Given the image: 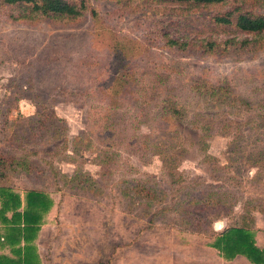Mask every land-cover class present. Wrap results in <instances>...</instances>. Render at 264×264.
<instances>
[{
  "label": "rangeland",
  "instance_id": "obj_1",
  "mask_svg": "<svg viewBox=\"0 0 264 264\" xmlns=\"http://www.w3.org/2000/svg\"><path fill=\"white\" fill-rule=\"evenodd\" d=\"M88 1L105 22L98 32L89 13L27 17L0 0V149L30 165L8 169L5 183L54 199L44 263L221 264L213 245L233 226L249 227L264 248V34L229 55H203L197 44L254 39L215 19L238 6L264 15V0ZM162 34L192 44L170 48ZM117 43L138 50L136 60L115 55ZM128 69V93L108 92ZM6 110L13 131L31 134L28 118L40 111L56 125L6 140ZM207 197L228 206H185ZM206 214L212 224L200 230L195 219Z\"/></svg>",
  "mask_w": 264,
  "mask_h": 264
},
{
  "label": "trees",
  "instance_id": "obj_2",
  "mask_svg": "<svg viewBox=\"0 0 264 264\" xmlns=\"http://www.w3.org/2000/svg\"><path fill=\"white\" fill-rule=\"evenodd\" d=\"M8 6H20L30 10L27 17H40L47 19H59L66 21H76L83 17L85 13H89L94 22L93 26L96 32L105 28V22L102 19L101 12L95 7H91L88 0H1ZM125 5H128L131 0H122ZM158 4L173 3V4H186L190 7L200 5H211L226 3L229 0H152ZM238 1V0H237ZM181 11L182 9H172ZM216 22L222 24L235 26L236 30L240 33L247 35H254L255 38L251 39L245 37L237 39L236 37L228 39H211L207 38L197 42L202 54L209 53H225L232 52L239 53L240 51H251L259 40L258 35L264 34V15L242 8V6L235 7L230 13L224 16H218ZM97 35V34H95ZM100 35V33H99ZM98 35V36H99ZM165 44L170 48L185 49L192 43L171 37L167 34H162ZM117 41V40H116ZM133 48V50L129 49ZM115 55L121 56L118 51L123 49L125 57L128 61L136 60L137 51L133 46L127 43H117L115 47ZM132 76V69H128L114 78L113 82L106 88L108 92H113V87H118L121 96H125L127 87L130 84ZM214 87L212 92H215ZM7 110L4 112L3 122L6 125L3 133L6 140H21L23 137L30 138L34 135V129L40 127L47 128L50 125H56V117L52 113L38 112L34 116L28 118L32 133H21L13 131L16 128L15 123L10 122L6 115ZM51 115V116H50ZM34 125V126H33ZM39 125V126H37ZM11 132V133H10ZM26 133V134H25ZM25 134V135H23ZM27 160H18L16 157L7 156L2 149H0V223L3 225L4 232L0 230V246L8 245L11 247L12 253L16 257H11L6 254L0 255V264H41V259L37 253V246L35 239L41 229L42 224L45 222V215L54 206V199L47 192L40 189H28L24 198L22 195L14 190L10 185L5 183L8 169L14 168H27L29 167ZM145 186V184H141ZM152 188L155 191L156 185ZM143 188V187H142ZM147 189H151L147 188ZM206 201L197 200L194 202H186L185 206L192 212L194 210H202L209 208L214 212H220L223 208L228 206L227 201L222 199H205ZM200 201H202L200 203ZM227 204V205H226ZM201 205V206H200ZM201 208V209H200ZM262 208V207H261ZM264 210V208H262ZM208 210V211H210ZM207 211V212H208ZM220 214V213H218ZM195 224L200 230L209 228L212 224L208 218V214L198 216L195 219ZM221 255L228 260L235 258L241 254L247 257L253 264H264V248L257 244L253 231L246 226H233L220 232L214 242Z\"/></svg>",
  "mask_w": 264,
  "mask_h": 264
},
{
  "label": "crops",
  "instance_id": "obj_3",
  "mask_svg": "<svg viewBox=\"0 0 264 264\" xmlns=\"http://www.w3.org/2000/svg\"><path fill=\"white\" fill-rule=\"evenodd\" d=\"M24 197V196H23ZM55 205V204H54ZM54 207V206H53ZM53 207H52V209H53ZM51 209V210H52ZM50 210V211H51ZM49 211V212H50ZM49 213H47L46 215H45V219H46V217H47V215H48ZM43 225H44V223L42 224V226H41V229H40V231H39V233H38V236L36 237V239H35V245L37 246V253L39 254V257H40V259H41V264H45L44 263V260H43V256H42V254H41V250H40V242H41V238H42V235H41V232H42V227H43ZM0 230L2 231V232H4V228H3V225L0 223ZM0 250H2L1 252H0V255L1 254H6V255H8V256H11V257H16L13 253H12V251H11V247L10 246H8V245H5V246H3V247H1L0 246ZM222 262H221V264H253L247 257H245L244 255H241V254H239V255H237L235 258H233V259H231V260H228V259H225L223 256H222Z\"/></svg>",
  "mask_w": 264,
  "mask_h": 264
}]
</instances>
